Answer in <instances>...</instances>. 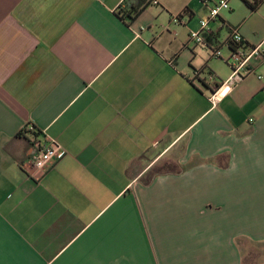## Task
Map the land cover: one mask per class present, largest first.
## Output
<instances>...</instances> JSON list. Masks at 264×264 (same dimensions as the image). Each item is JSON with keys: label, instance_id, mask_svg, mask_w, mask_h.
<instances>
[{"label": "crops", "instance_id": "1", "mask_svg": "<svg viewBox=\"0 0 264 264\" xmlns=\"http://www.w3.org/2000/svg\"><path fill=\"white\" fill-rule=\"evenodd\" d=\"M152 1L0 0V264H264V59L210 99L264 0L205 44L218 0ZM28 126L66 150L39 180Z\"/></svg>", "mask_w": 264, "mask_h": 264}, {"label": "built area", "instance_id": "2", "mask_svg": "<svg viewBox=\"0 0 264 264\" xmlns=\"http://www.w3.org/2000/svg\"><path fill=\"white\" fill-rule=\"evenodd\" d=\"M153 5H158V1L153 0ZM230 10L229 0H218L215 6L210 10V19L201 21V30L190 34V39L198 44H205V34L208 32L209 21L219 17L221 11ZM180 17L174 19L175 23L180 22ZM230 56L227 64L231 69L228 79L219 83L216 89L211 93L210 99L216 104L219 99L225 97L235 87L241 84L249 75L254 74L252 63L259 59H264V49L262 45L250 46L246 43L241 33L233 29L228 43ZM214 57L222 59L220 50L214 52ZM260 78V77H259ZM32 126L24 130H32ZM33 155L26 166L28 177L34 180L41 179L49 172L59 161L66 156V150L56 140L44 139L41 136L32 139Z\"/></svg>", "mask_w": 264, "mask_h": 264}, {"label": "trees", "instance_id": "3", "mask_svg": "<svg viewBox=\"0 0 264 264\" xmlns=\"http://www.w3.org/2000/svg\"><path fill=\"white\" fill-rule=\"evenodd\" d=\"M144 1L146 3V1H150V0H143V2ZM138 13H139V10L137 8L130 7L128 9H126L125 11H123L121 13V16H122L123 19H125V17H126L127 19H129L131 21V20H134V18L137 16ZM32 128H33L32 130H24L23 134L24 135H28L29 134V135H31L32 137H35V138L41 136V133L38 130H36L34 127H32ZM166 168L168 169L170 167L167 166Z\"/></svg>", "mask_w": 264, "mask_h": 264}, {"label": "rangeland", "instance_id": "4", "mask_svg": "<svg viewBox=\"0 0 264 264\" xmlns=\"http://www.w3.org/2000/svg\"><path fill=\"white\" fill-rule=\"evenodd\" d=\"M166 164L165 163H162V164H160V165H158L157 167H156V169H154L153 170V172H155V171H159V170H164L166 167ZM165 167V168H164ZM262 249H264V248H262ZM247 253H248V248L246 249V251H245V254L247 255Z\"/></svg>", "mask_w": 264, "mask_h": 264}]
</instances>
